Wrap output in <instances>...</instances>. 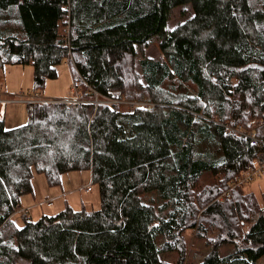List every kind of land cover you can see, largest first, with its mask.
<instances>
[{
    "label": "trees",
    "instance_id": "trees-1",
    "mask_svg": "<svg viewBox=\"0 0 264 264\" xmlns=\"http://www.w3.org/2000/svg\"><path fill=\"white\" fill-rule=\"evenodd\" d=\"M69 58L79 101L0 120V264H187V232L211 248L198 264H257L264 191L227 192L264 153V0H0V66L32 65L42 90ZM82 170L99 210L14 224L35 173Z\"/></svg>",
    "mask_w": 264,
    "mask_h": 264
},
{
    "label": "rangeland",
    "instance_id": "rangeland-1",
    "mask_svg": "<svg viewBox=\"0 0 264 264\" xmlns=\"http://www.w3.org/2000/svg\"><path fill=\"white\" fill-rule=\"evenodd\" d=\"M192 15L193 11L187 7L175 9L169 16V28L173 29ZM147 55L150 58L159 57L160 52L156 38L149 42ZM71 64V58L62 63L57 69V77L49 79L42 90H37L35 87L32 65L0 66V101H6L4 106L0 105V107H4L1 120L4 121L5 127L12 129L26 124L28 121V104L52 105L79 101L81 94L74 84ZM35 100L42 102H33ZM117 103L124 112H131L134 105L131 102ZM251 183L244 188L249 192H254L261 200V194L264 191V176ZM32 185L33 193L22 197V208L13 216V222L17 227L24 226V215L33 221H37L43 216H56L66 207H71L75 211L85 210L88 212L101 208L99 186L93 181L90 170L64 174L59 186H50L44 174L35 173ZM34 204L38 206L29 209V206ZM185 235L189 258L187 264L201 263L211 248L206 246L204 241L195 239L193 232H187ZM233 248V245L224 246L220 249V253L227 255L233 251ZM161 258L170 263L176 261L174 253L170 252L161 254ZM257 264H264V257L257 261Z\"/></svg>",
    "mask_w": 264,
    "mask_h": 264
},
{
    "label": "built area",
    "instance_id": "built-area-1",
    "mask_svg": "<svg viewBox=\"0 0 264 264\" xmlns=\"http://www.w3.org/2000/svg\"><path fill=\"white\" fill-rule=\"evenodd\" d=\"M67 21H68V24L63 28L62 39L64 40V42L69 43V38H70L69 17L67 18ZM33 102H42V101L35 100ZM5 103L6 101H0L1 106H4ZM2 117H3V113H2V110H0V120L2 119ZM235 131L243 136H249L247 133L241 131L240 128H238ZM263 176H264V153L258 155L254 168L242 172L233 180V183L231 184V187L228 189V192H227L228 196L231 195V192L234 189L240 186H247L251 182L253 183L256 179H261Z\"/></svg>",
    "mask_w": 264,
    "mask_h": 264
},
{
    "label": "crops",
    "instance_id": "crops-1",
    "mask_svg": "<svg viewBox=\"0 0 264 264\" xmlns=\"http://www.w3.org/2000/svg\"><path fill=\"white\" fill-rule=\"evenodd\" d=\"M4 107H0V110H2ZM38 204V203H37ZM37 204H34V205H31L29 206V209H34L35 207H37L38 205Z\"/></svg>",
    "mask_w": 264,
    "mask_h": 264
},
{
    "label": "bare ground",
    "instance_id": "bare-ground-1",
    "mask_svg": "<svg viewBox=\"0 0 264 264\" xmlns=\"http://www.w3.org/2000/svg\"><path fill=\"white\" fill-rule=\"evenodd\" d=\"M222 198V197H221Z\"/></svg>",
    "mask_w": 264,
    "mask_h": 264
}]
</instances>
